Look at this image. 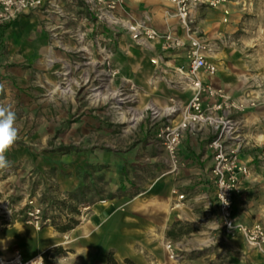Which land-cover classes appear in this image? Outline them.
I'll use <instances>...</instances> for the list:
<instances>
[{
    "label": "rangeland",
    "instance_id": "rangeland-1",
    "mask_svg": "<svg viewBox=\"0 0 264 264\" xmlns=\"http://www.w3.org/2000/svg\"><path fill=\"white\" fill-rule=\"evenodd\" d=\"M153 6L124 0L113 22L92 2L48 0L2 27L0 104L12 106L19 137L5 153L11 166L0 170V244L14 225H30L23 219L33 209L47 219L40 228L63 233L55 226L82 219L94 205L114 210L118 220L146 224L143 241L118 264H264L240 235L224 231L213 203L204 208L190 194L182 205L177 200L190 189L185 162L182 155L176 167L168 162L156 138L164 118L155 111L173 106L168 119L178 121L192 92L184 89L178 68L161 59L163 42L136 41L123 22L161 29L167 20L185 40L171 5L155 4L167 8L162 17ZM195 25L220 50L224 72L207 77L235 105L246 102L243 110L231 109L243 127L241 157L249 165L235 217L264 224V0L203 6ZM151 58L157 59L153 66ZM94 92L117 97L93 101ZM131 116L139 117L134 126L127 121ZM149 199L175 214L168 216Z\"/></svg>",
    "mask_w": 264,
    "mask_h": 264
},
{
    "label": "built area",
    "instance_id": "built-area-1",
    "mask_svg": "<svg viewBox=\"0 0 264 264\" xmlns=\"http://www.w3.org/2000/svg\"><path fill=\"white\" fill-rule=\"evenodd\" d=\"M48 0H0V33L2 27L15 20L18 16L40 10ZM92 2L99 9L112 14L113 22H117L114 13L121 9L124 0H86ZM180 27L184 30L186 38L172 31L160 33L154 28L135 23L127 26L131 36L136 41L145 39H163L164 47L169 49H185L184 71L177 70L183 75L185 87L192 92L186 106L181 112L178 121L168 119L172 111L163 113L164 118L157 128L156 138L164 149L168 162L176 167L180 152L182 138L186 133H193L204 127L213 132L207 141L206 148L210 153L211 165L205 176L213 191V207L216 211L217 221L227 234H237L243 239L248 248L260 252L264 258V224H244L234 215L236 198L242 193L244 183L249 175L248 162L241 157V150L246 145L241 123L232 116L231 109L243 110L246 102L232 103L222 89L215 88L206 82L204 76H213L218 68L216 63L208 58L210 46L197 34L196 20L200 8L203 6L216 7L226 0H167ZM226 13V11H225ZM224 198L227 204H224ZM179 201L185 199L180 193ZM82 206V209H85ZM28 222L40 228L44 223L39 209L27 212ZM166 251L170 258L174 257L173 247L167 242ZM39 258V259H38ZM43 264L42 256L25 258L19 250H14L10 255L0 253V264Z\"/></svg>",
    "mask_w": 264,
    "mask_h": 264
},
{
    "label": "crops",
    "instance_id": "crops-1",
    "mask_svg": "<svg viewBox=\"0 0 264 264\" xmlns=\"http://www.w3.org/2000/svg\"><path fill=\"white\" fill-rule=\"evenodd\" d=\"M149 2L154 4L153 8L156 7L155 2H151V0ZM164 22L163 28L155 29L160 33L172 31L182 39L177 25H171L167 20ZM183 38L185 39L186 36ZM160 41L163 42L164 40L160 39ZM162 44L161 48L158 46V49L166 51L161 56L163 62L166 65L174 66L176 69L181 68L186 62L185 49L178 47L169 52L171 48H165L164 42ZM204 77H206L204 79L206 82L212 85L216 83L213 79L214 76L212 78ZM212 136L213 132L204 127L193 133H186L181 141L180 155L183 156L182 160L185 162V169L183 170L187 171L185 183L190 186L189 193L183 194L185 196L190 194L189 200L195 204L199 203L204 208H210L209 206L213 203V191L205 176L211 165L210 153L206 148V143ZM200 141H203L201 145ZM243 196L244 194L239 195L235 204ZM178 202L180 205L183 204V200H178ZM235 204L234 213L237 217ZM90 207L91 209H89ZM90 207L73 228L63 233L55 231L51 226L36 228L32 224H22L24 226L19 228L14 225L10 229V235L4 238L6 241L4 246L7 249L4 251L1 248L0 253L10 255L14 250H19L25 258H31L38 254L42 255L49 249L61 247L63 249L61 253L53 257L48 256L52 264H107L110 253L118 264L123 258L132 256L135 252V244L140 240L143 241L142 234L146 224L136 220L128 221L122 220V218L118 220L113 217L114 210L110 209L106 213L105 208L94 205ZM47 227H51V230H47Z\"/></svg>",
    "mask_w": 264,
    "mask_h": 264
},
{
    "label": "bare ground",
    "instance_id": "bare-ground-1",
    "mask_svg": "<svg viewBox=\"0 0 264 264\" xmlns=\"http://www.w3.org/2000/svg\"><path fill=\"white\" fill-rule=\"evenodd\" d=\"M134 1L136 2V0H134ZM151 2H155V3L162 2L164 5L170 6V3L167 0H151ZM166 9L167 8H165V7L160 8L159 6H156L152 10L155 11L157 13V15L162 17L163 14L166 13V11H165ZM110 18H111V20H113L112 17H110ZM123 22L126 23L127 26L131 25V23L128 20H126V19H124ZM219 54H220V50L215 45H212L210 47L209 51H208V55H209V57H211L216 62L217 68L223 73L224 71L222 69L221 62L217 61ZM150 63L153 66V64L157 63V59L151 58L150 59ZM183 77H184L183 75L180 76L181 79H183ZM98 96H99V99L102 98V99H105V100H110V99L116 98L117 97V93L116 92H110V93H108V94H106V95L101 97L100 93L94 92L93 93V101H96L98 99ZM119 100H121V99H117V101H119ZM146 108H149V106L146 107ZM154 108H156V107H154ZM172 108L173 107H171V106L170 107L169 106L164 107L163 110H160V109L156 108L155 112L158 115H162L163 113H167V112L172 111L173 110ZM138 120H139L138 116H131L130 118L127 119V121L130 123V126H134L135 123ZM145 202L153 204V205H158L159 207H162V208L168 210V216H172L176 212L175 208H171V209L166 208L167 204H165L164 202H160L159 200L149 199V200H145ZM17 226L19 228H22L24 225H21V224L19 225L18 224ZM47 230H51V227H47ZM5 242H3V244H0V247L3 246L5 244ZM37 256H39V254ZM253 256L261 258L262 255L260 254V252H258L256 250H253Z\"/></svg>",
    "mask_w": 264,
    "mask_h": 264
},
{
    "label": "clouds",
    "instance_id": "clouds-1",
    "mask_svg": "<svg viewBox=\"0 0 264 264\" xmlns=\"http://www.w3.org/2000/svg\"><path fill=\"white\" fill-rule=\"evenodd\" d=\"M16 119V113L12 110L11 105L0 104V170L7 169L11 166L5 153L19 137L18 129L15 126ZM224 204H227L225 198Z\"/></svg>",
    "mask_w": 264,
    "mask_h": 264
},
{
    "label": "trees",
    "instance_id": "trees-1",
    "mask_svg": "<svg viewBox=\"0 0 264 264\" xmlns=\"http://www.w3.org/2000/svg\"><path fill=\"white\" fill-rule=\"evenodd\" d=\"M24 221L28 220V216L25 215ZM78 223V221L76 220H72L71 222L67 223V224H63V226L61 227H57L55 226L56 224H53L55 226V228L60 231V232H66L67 230L73 228L76 224ZM63 251V249L61 247H57L54 249H49L47 251H45L42 254V259H43V264H52L51 260L48 259V256L53 257L58 255L59 253H61ZM107 264H115V260L112 257V254L110 253L108 256V262Z\"/></svg>",
    "mask_w": 264,
    "mask_h": 264
}]
</instances>
